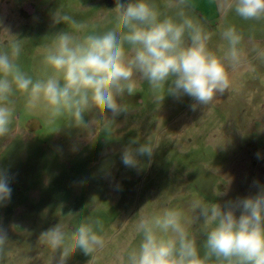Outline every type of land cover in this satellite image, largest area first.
Here are the masks:
<instances>
[{"label": "rangeland", "instance_id": "374dc122", "mask_svg": "<svg viewBox=\"0 0 264 264\" xmlns=\"http://www.w3.org/2000/svg\"><path fill=\"white\" fill-rule=\"evenodd\" d=\"M189 4L218 55L221 29L235 26L243 34L247 64L232 89L208 107L193 110L195 101L189 96L166 95L157 101L164 89L154 92L137 78V93L121 101L129 109L114 118L110 111L106 114L114 119L111 132L95 120V110L85 116L92 121L86 131L67 125L66 119L46 123L18 100L11 131L0 138V170L12 189L10 200L0 203V228L7 234L9 253L0 264H51L53 252L42 244L41 233L58 225L71 235L82 219H100L104 225L107 243L92 264H123L127 251L139 243L134 225L142 208L141 214L157 213L171 200L191 221L193 200L223 207L264 189V61L251 51L264 48V21H244L219 6V0ZM114 8L115 0H0V42L7 40L5 31L24 40L20 63L41 77L43 46L67 27L54 22L58 11L102 32L112 27ZM146 141L157 145L153 155L137 156L136 167L125 166L123 150ZM239 176L248 178L238 181ZM237 181L240 188L233 189ZM200 223L202 218L194 230ZM91 259L78 250L67 264Z\"/></svg>", "mask_w": 264, "mask_h": 264}, {"label": "clouds", "instance_id": "9594fccd", "mask_svg": "<svg viewBox=\"0 0 264 264\" xmlns=\"http://www.w3.org/2000/svg\"><path fill=\"white\" fill-rule=\"evenodd\" d=\"M219 6L244 21H264V0H219ZM189 9V0H115L112 27L102 32L58 11L54 22L67 27L43 46L41 77L20 63L25 41L3 32L7 40L0 42V138L10 133L20 99L27 113L43 115L46 123L66 119L67 125L86 131L92 121L86 122L85 116L95 110V120L111 132L114 119L106 114L110 111L114 118L129 109L121 101L137 93V78L154 92L164 89L157 101L187 95L195 101L193 110L211 105L232 89L236 74L247 64L244 37L235 26L221 29L218 55L208 46L210 34ZM251 51L264 61V48L254 46ZM156 147L146 141L125 148L122 162L136 167L137 156L151 157ZM11 192L8 175L0 170V203L10 200ZM190 207L191 221L171 200L157 213L141 214L142 208L134 225L139 243L127 251L123 264H264V189L223 207L200 199ZM103 230L102 220L82 219L71 235L55 225L41 233L40 240L53 252L51 264H67L78 250L90 255L92 264L107 243ZM7 244L0 228V259L9 254Z\"/></svg>", "mask_w": 264, "mask_h": 264}, {"label": "crops", "instance_id": "0c3cea01", "mask_svg": "<svg viewBox=\"0 0 264 264\" xmlns=\"http://www.w3.org/2000/svg\"><path fill=\"white\" fill-rule=\"evenodd\" d=\"M262 174H263V173H262ZM260 176H261V174H260ZM254 177H255V176H254ZM240 178L243 179V180H245L244 178H248V176H245V177H240V176H239V177H237L236 179L239 181ZM238 181H237V186L234 187L233 189H235V188H240L239 186L241 185L242 182H241V181L238 182ZM244 182H246V181H244Z\"/></svg>", "mask_w": 264, "mask_h": 264}, {"label": "flooded vegetation", "instance_id": "af4514ba", "mask_svg": "<svg viewBox=\"0 0 264 264\" xmlns=\"http://www.w3.org/2000/svg\"><path fill=\"white\" fill-rule=\"evenodd\" d=\"M29 14H31V13L29 12Z\"/></svg>", "mask_w": 264, "mask_h": 264}]
</instances>
